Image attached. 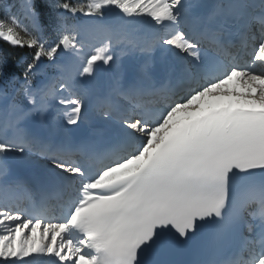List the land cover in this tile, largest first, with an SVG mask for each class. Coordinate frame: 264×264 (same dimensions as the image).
<instances>
[{"label": "snow or ice", "instance_id": "1", "mask_svg": "<svg viewBox=\"0 0 264 264\" xmlns=\"http://www.w3.org/2000/svg\"><path fill=\"white\" fill-rule=\"evenodd\" d=\"M0 264H264V0H0Z\"/></svg>", "mask_w": 264, "mask_h": 264}, {"label": "trees", "instance_id": "2", "mask_svg": "<svg viewBox=\"0 0 264 264\" xmlns=\"http://www.w3.org/2000/svg\"><path fill=\"white\" fill-rule=\"evenodd\" d=\"M80 2H86V0H80ZM19 54H22V50H18V52H13L12 53L13 60H15L16 58H18V55Z\"/></svg>", "mask_w": 264, "mask_h": 264}]
</instances>
